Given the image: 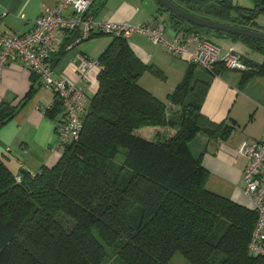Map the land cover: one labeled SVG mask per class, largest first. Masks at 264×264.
I'll return each instance as SVG.
<instances>
[{
	"label": "trees",
	"instance_id": "obj_1",
	"mask_svg": "<svg viewBox=\"0 0 264 264\" xmlns=\"http://www.w3.org/2000/svg\"><path fill=\"white\" fill-rule=\"evenodd\" d=\"M157 2L177 34L210 32ZM174 2L199 16L251 28L264 15V0H255L254 9L231 0ZM72 32L74 42L79 34ZM112 36L98 58L99 86L82 114L79 138L64 143L58 162L16 173L0 154V264H105L107 246L116 248L122 264H170L177 253L189 264H264L263 256L249 251L258 212L208 190L209 171L190 148L200 133L225 138L235 128L202 113L209 83L194 79L191 64L165 102L140 84L150 66L129 39ZM231 36L264 55V41ZM246 62L253 69L243 71L245 78L264 73V61ZM40 87L41 81L23 102L0 104V129ZM173 106L179 121L170 117ZM46 112L64 115L58 129L65 119L62 100L57 96ZM161 128L169 134L154 140L151 131ZM120 153L130 171L123 185L112 174Z\"/></svg>",
	"mask_w": 264,
	"mask_h": 264
},
{
	"label": "crops",
	"instance_id": "obj_2",
	"mask_svg": "<svg viewBox=\"0 0 264 264\" xmlns=\"http://www.w3.org/2000/svg\"><path fill=\"white\" fill-rule=\"evenodd\" d=\"M59 0H0V31L7 35H24L30 32L35 20L45 7L57 5ZM91 11L96 19L105 21H127L134 25L148 24L156 27L165 23L168 38L177 34L175 22L168 12L160 10L157 0H91ZM71 9L64 11L71 14ZM253 25L258 28L260 23ZM211 31V30H210ZM221 37V44L209 32L200 31L222 50L233 49L243 54L247 61L258 64L247 51L250 47L241 40ZM216 35V34H215ZM72 31L56 34V50L51 54L54 75L78 81V73L73 60L78 55L98 59L114 37L99 34L79 43L71 42ZM71 38V39H69ZM135 54L150 68L140 77V84L154 95L168 101V95L185 79L190 63L164 48L157 46L145 35L134 33L129 39ZM194 66V79L209 83V89L202 105V113L215 123L235 126L233 132L225 137H209L200 133L190 143L193 154L202 156L203 165L209 171L208 190L229 198L244 206H250L243 191V173L248 165L245 156L238 155L244 141L264 140V73H254L245 78L240 70L227 69L218 64L214 72L207 71L197 64ZM99 71L91 74L89 96H93L99 86ZM40 77L14 63L7 67L0 79V104L5 100L18 98L20 102L39 86ZM54 91L36 90L15 118L0 129V154L16 173L22 169L38 172L43 167H53L62 155L58 147L57 121L64 118L59 113L56 118L47 115V109L55 103Z\"/></svg>",
	"mask_w": 264,
	"mask_h": 264
},
{
	"label": "built area",
	"instance_id": "obj_3",
	"mask_svg": "<svg viewBox=\"0 0 264 264\" xmlns=\"http://www.w3.org/2000/svg\"><path fill=\"white\" fill-rule=\"evenodd\" d=\"M90 7L91 0H59L57 5L45 7L27 34L7 35L0 31V79L7 67L21 63L29 73L40 77L43 90L54 91L62 100L65 119L57 129L60 149L67 141L79 138L83 126L82 114L89 101L91 74L94 70H100L98 59L78 55L73 63L79 80L56 77L50 57L56 50V34L60 31L78 32L75 43L98 33L127 39L134 33H140L147 36L153 44L210 72H214L218 64L233 70L253 69L247 64L243 54L233 49L223 54L218 44L199 32L168 38L164 22L152 27L148 24L134 25L127 21L98 20ZM67 9H71L70 15L64 14ZM237 152L248 159L243 173V193L250 207L258 212L249 251L264 257V140L244 141Z\"/></svg>",
	"mask_w": 264,
	"mask_h": 264
},
{
	"label": "rangeland",
	"instance_id": "obj_4",
	"mask_svg": "<svg viewBox=\"0 0 264 264\" xmlns=\"http://www.w3.org/2000/svg\"><path fill=\"white\" fill-rule=\"evenodd\" d=\"M231 1L233 2L234 5H239V6L244 7V8H253L255 6V0H231ZM201 14H203L205 16H209L210 18L216 19V17H214L212 15H206L204 13H201ZM257 19H258V23H260L259 27H261V30L264 31V15L259 16ZM209 33H210V36L212 33L213 38L215 39V41H218L219 44H221V42H223L222 38L217 36V33L214 32L213 30H211ZM221 50H222V48H221ZM230 50H231V48L228 50H222V52H223V54H226ZM247 51L249 52V56L251 58H253L254 61L261 62L264 60V55L261 54L260 52L255 51L251 48H249ZM172 108H173V110H172V114H170V117L174 120L179 121L180 120V112H179L178 107L173 106ZM168 134H169V131L166 129H163V128L152 130L150 133L151 137L154 140L164 138ZM121 150L123 151L124 149L121 148ZM124 158H125L124 155L122 153H120L117 156L116 160H114L112 162V174H113V177L116 180H118L119 185H123L126 182L127 178L129 177V173H130V171L127 168L122 167L123 162H124L123 161ZM132 207H133V205L128 204L126 211H131ZM106 250H107V256L105 259V264H122L121 260L118 257L116 248L107 246ZM170 264H189V262L184 256H182L180 253H177L172 258Z\"/></svg>",
	"mask_w": 264,
	"mask_h": 264
},
{
	"label": "water",
	"instance_id": "obj_5",
	"mask_svg": "<svg viewBox=\"0 0 264 264\" xmlns=\"http://www.w3.org/2000/svg\"><path fill=\"white\" fill-rule=\"evenodd\" d=\"M158 1L163 4L170 12H173L174 14L178 15L179 17L185 19L186 21L192 24L198 25L203 28H208L213 31L223 32V37H228L229 34H232L242 35L264 41V31L261 29L239 26L213 18L199 16L181 7L179 4L174 2V0Z\"/></svg>",
	"mask_w": 264,
	"mask_h": 264
},
{
	"label": "flooded vegetation",
	"instance_id": "obj_6",
	"mask_svg": "<svg viewBox=\"0 0 264 264\" xmlns=\"http://www.w3.org/2000/svg\"><path fill=\"white\" fill-rule=\"evenodd\" d=\"M255 3H256V2H255ZM252 9H254V7H253ZM251 17H252V16H250V14L247 15V19H249L250 21L252 20Z\"/></svg>",
	"mask_w": 264,
	"mask_h": 264
}]
</instances>
